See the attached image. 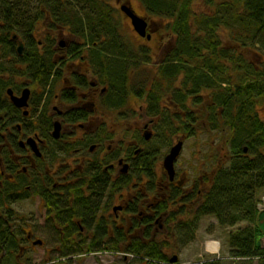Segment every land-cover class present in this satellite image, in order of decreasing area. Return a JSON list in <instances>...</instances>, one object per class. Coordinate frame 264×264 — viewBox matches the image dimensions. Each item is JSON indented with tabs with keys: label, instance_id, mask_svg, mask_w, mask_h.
I'll return each instance as SVG.
<instances>
[{
	"label": "flooded vegetation",
	"instance_id": "obj_1",
	"mask_svg": "<svg viewBox=\"0 0 264 264\" xmlns=\"http://www.w3.org/2000/svg\"><path fill=\"white\" fill-rule=\"evenodd\" d=\"M115 2L0 0V264L71 263L75 257L88 253L65 254L60 247L71 242L88 245L92 231L101 223L109 230H132L130 237L142 236L143 230L150 229L152 238L158 240L157 236L164 232L165 240L169 242L168 237L174 236L178 225L175 212L180 211L184 215L192 208L195 213L201 202V187L205 191L206 183L204 186L198 185L200 190L194 198L187 199L184 194L178 197L181 209L169 210V202L174 201L171 198L172 188L182 187L191 191L197 185L195 179L181 176L176 162L173 180L163 161L160 174L158 167L155 169L159 157L152 163V174L148 175L143 172L142 163L137 158L145 149H152L143 146L149 140L145 137V131L157 134V120L162 117L171 115L184 118L182 104L175 103L171 99L172 94H166L159 104H153L145 95V89L139 97L138 89L133 88L138 80L131 77L126 81L125 89L113 88L108 82L105 83V63L115 57V53H107L100 47L106 35L95 32L94 41L89 43L72 32L67 24L79 17L86 20L105 8L115 19L124 14L132 24L130 17L122 10V5H127L136 11L131 0ZM147 20V33L151 37L140 36L153 40L158 29L151 19L147 17ZM9 21L35 23L33 37L38 53L51 61L50 80L46 86L41 82L34 84L24 72L27 41L22 34L16 31L9 34L8 40L13 42L11 46L1 42L7 33L3 28ZM134 32L137 33L135 29ZM36 34L41 38L38 39ZM21 42L24 47L19 52L17 47ZM171 45L172 42L167 49ZM9 73L12 74L11 79ZM17 75L19 79L25 77L26 80L14 79ZM183 78L184 74L181 73L178 81L181 90ZM26 88L30 89L28 104L19 107L11 99L9 89L14 95L21 96ZM140 99L145 104L137 109L134 104ZM137 112L150 118L143 129H134L140 130L138 135H132V140L128 142L107 143L111 134L109 130L118 128L107 127L102 119L116 122L131 118ZM57 121L60 122L58 138L53 135ZM79 131L81 135L77 138ZM180 131H184L183 127ZM124 164H128L126 171H123ZM143 179L149 180L148 187L138 196L135 195L134 201L128 195L129 191ZM98 180L103 185H98L101 191L95 193L94 188L98 183L95 182ZM150 184H153L152 187ZM79 188L85 200L90 202L92 197V201H95L93 209L69 206L77 201L75 191ZM123 189L127 191L122 192ZM141 202L146 206L138 210L137 204ZM189 204L194 206L187 208ZM181 217L185 220V216ZM166 253L168 260L162 261L126 252L124 258L129 264H153V261L157 264H178V255V261L171 262L170 259L176 254L170 256L168 251Z\"/></svg>",
	"mask_w": 264,
	"mask_h": 264
},
{
	"label": "trees",
	"instance_id": "obj_2",
	"mask_svg": "<svg viewBox=\"0 0 264 264\" xmlns=\"http://www.w3.org/2000/svg\"><path fill=\"white\" fill-rule=\"evenodd\" d=\"M140 1L148 14L170 19L164 29L175 37L171 48L166 50L164 59L154 71L140 66L139 60H149L146 47L136 48L125 39L120 20L115 19L108 8L86 20L79 17L67 24L72 32L89 43L94 41L95 32H104L106 35L100 47L107 53H115V57L109 56L111 58L105 63V83L108 82L113 88L125 89L130 73L140 72L141 77H138V83L133 87L138 89L139 97L145 89V95L153 104H159L166 98V94H172L171 99L182 104L186 114L184 118L168 115L157 120V135L161 144L170 146L173 134L181 127L186 136H195V126L202 121L210 124V133L214 131L220 134L223 142L212 143V147L216 148L215 152L206 154L211 175L194 178L197 185L191 191L183 190L182 187L172 188L171 198L183 194L187 199L194 198L200 190L198 185L206 183L205 191L201 187L203 195L194 218L215 217L221 227L231 228L228 239L232 257L256 258L259 264H264V207L258 208L264 194V68L253 65L233 50L232 45H224L219 35V29L224 25L231 28L234 43H240L244 47H264V0H237L233 4L225 2L221 5L224 13L219 8L211 15H197L193 9L196 0ZM214 1L206 0L207 3ZM195 25L197 29L194 30ZM34 28L35 23L31 21H9L3 28L7 33L1 42L11 46L13 42L8 40L9 34L15 31L22 34L27 41V65L24 72L34 84L41 82L46 86L50 80L51 61L39 55L37 42L33 37ZM223 59L230 61L233 68ZM181 73L184 74L183 90L179 89L178 84ZM203 91L211 92L205 119L198 117L195 112L197 107L207 103L202 95ZM124 94L125 92L122 95L123 102ZM139 138L142 136L139 135ZM226 147L228 150L223 155L225 161H222L219 156ZM157 157L158 149H145L139 153L137 158L142 163L143 172L152 174L151 166ZM96 183L97 188L94 190L98 193L101 191L98 185H103V182L98 180ZM75 193L77 201L69 206L89 209L96 206L92 197L90 202L85 200L81 188ZM244 222L246 225H239ZM191 228V220L178 221L172 236L176 242L173 245L166 240L163 242L153 239L150 229L143 230L142 236L130 237L132 230H109L101 223L100 227L92 231L88 245L71 242L62 248L65 254L113 250L162 261L168 260L165 245L180 248L192 240L194 236H190L193 231ZM221 260L222 258H212L202 264H222ZM153 264L157 262L153 261Z\"/></svg>",
	"mask_w": 264,
	"mask_h": 264
},
{
	"label": "rangeland",
	"instance_id": "obj_3",
	"mask_svg": "<svg viewBox=\"0 0 264 264\" xmlns=\"http://www.w3.org/2000/svg\"><path fill=\"white\" fill-rule=\"evenodd\" d=\"M109 3L116 4L115 0H106ZM236 3L237 0H215L213 3H207L206 0H196L193 3V9L197 15L201 14H207L211 15L218 11L219 8L223 7L221 6L223 3ZM131 3L133 7L136 9V11L142 15L145 16L148 19H151L153 21L154 27H157L158 31L155 33L153 40H147L146 38H142L139 34L134 32V28L132 27V24L128 22V20L125 18L124 14H121L120 18L118 19L121 22V32L124 35L125 39L134 47L139 48L140 46H145L148 54H149V60L146 62L145 60H139L141 63V67H145L146 69H153V71L159 66V63L164 59L165 52L169 46V44L174 42L175 37L170 36V34L164 29V25L170 21V19L167 18H160L158 16L150 15L146 12L144 5L141 3L140 0H131ZM241 9V7L239 8ZM228 14H225L227 16ZM197 29V26H194V30ZM219 35L222 38V41L224 45H232L233 50H236L238 53L243 55L247 60H249L253 65L264 68V47L262 45H247L242 46L240 43H234L233 37H232V30L231 28H227L226 26L222 25L219 29ZM36 37L38 39L41 38V35L36 34ZM142 58H145L144 56H141ZM141 58V59H142ZM148 58V57H147ZM223 61L228 62V64L231 66L230 68H233L230 61H226L223 59ZM230 62V63H229ZM227 64V63H226ZM140 67V68H141ZM10 72V71H9ZM131 78L134 80H138V77L140 76V72H132ZM19 75L15 76L14 79L20 81V80H26V78L21 77L19 79ZM12 74L9 73V78L11 79ZM141 77V76H140ZM232 80V78H231ZM211 92L210 91H203L202 95L207 103L197 107L195 109V112L197 113V116L201 118H206L205 115H207V106L209 105V101H211ZM141 104H145V101L143 99H140L137 101V103L134 104V107L138 109V106ZM262 114H264L262 112ZM186 115V114H185ZM106 121V125L109 128H114L117 126L118 130H109L111 132L110 137L108 138V142H113L114 144H118L120 142H128L129 140H132V135H138L140 130H134V129H143L144 124H146L150 118L147 117L144 113H136L133 117L127 118V119H121L119 121H114L113 119H102ZM100 120V121H102ZM207 121V120H206ZM203 122V125H202ZM201 123L197 124L195 127L197 128V134L195 136H186L183 132H175L173 134V140L172 144L178 139L181 138L184 140L183 149L181 151V154L179 155L177 161H176V169L179 171L181 176L184 177V175H187L190 180L196 178V177H202L203 176H209L211 175L208 161L206 159V154H209L210 152H215L216 148L212 147V143L216 141L217 144L223 142L220 140V134H217L216 132H209L210 130V124L208 122L202 121ZM152 129V128H151ZM157 132V131H156ZM141 133L143 134V130H141ZM81 135V132H78L79 138ZM145 146L146 148H154L158 149L159 152V163L155 166L158 167V172L162 174L160 171V167H162V161L164 155L169 150L170 146H167L165 144H161V141L155 132L153 133L151 139L147 140ZM64 142V140H62ZM142 145V144H141ZM228 150V147H226L223 152L220 153V160L225 161L223 158L224 153ZM156 178V175H155ZM156 180V179H155ZM165 180V179H164ZM148 179L139 180L137 184L135 185L132 190H130L128 195H131V197L137 195L138 193L142 192V190L146 189L148 187ZM189 186L188 184L186 185ZM126 189H123L122 192H126ZM149 202V201H147ZM181 200L177 197L174 198V201L169 202V210H179L181 209L182 205H180ZM136 204V203H135ZM146 204L138 203L137 208L138 210H141ZM190 206H194L192 204L187 205V208ZM192 209V208H191ZM190 209V210H191ZM189 209L187 212L183 215L180 211L175 212V220L178 221L182 220L183 218L181 216H185L184 219L187 221L191 220L192 222V233L190 236H194L191 241H189L187 244L182 245L179 247H170L169 245H165V251H168L170 256H173L174 254L179 256V262L178 264H202L208 259L212 258H222V264H259L258 259H240L235 258L230 255V245H229V239H228V231L231 228H225L221 227L217 223V219L213 216H204L196 220L194 218V213L192 210ZM123 213V212H122ZM121 213V216L123 215ZM166 217V216H165ZM177 221V222H178ZM262 222L264 225V218H262ZM239 225L243 226L246 225V222L240 223ZM124 228L125 225L122 224ZM126 230V229H124ZM176 229L174 230V232ZM263 231V230H262ZM87 233H91V231H87ZM139 233V232H137ZM170 234V232H169ZM166 234L164 232H161L158 236V240H165ZM169 242L171 244L176 243L172 237H168ZM173 239V240H172ZM215 240L218 241L219 246V252H210L208 249V241ZM262 244L264 245V239L262 240ZM174 245V244H173ZM60 247V246H59ZM63 249L62 247H60ZM59 249V250H61ZM39 251H42L39 250ZM63 251V250H62ZM39 254V252H38ZM58 255H61L60 252H58ZM67 264V262H65ZM64 263V264H65ZM68 264H129L125 258H124V251H113V250H105L102 252L97 253H88L84 256H78L75 257L73 262Z\"/></svg>",
	"mask_w": 264,
	"mask_h": 264
},
{
	"label": "water",
	"instance_id": "obj_4",
	"mask_svg": "<svg viewBox=\"0 0 264 264\" xmlns=\"http://www.w3.org/2000/svg\"><path fill=\"white\" fill-rule=\"evenodd\" d=\"M122 10L127 14V16L130 17L131 23L134 27V29L139 33L141 36H147L148 39H150L151 34L147 33V27H148V20L145 16L139 15L132 7L127 6V5H122ZM23 43H19L17 49L19 52H22L23 50ZM9 94L11 96V99L13 102L19 106H27L28 104V99L30 96V89L26 88L23 91V94L21 96H16L14 95L12 89H9ZM55 129L53 131L54 137L58 138L60 137V122L57 121L55 123ZM152 133L148 130L145 131V137L146 139H150ZM184 145V140L180 139L178 140L172 147L170 148L169 152L164 156L163 158V166L167 170L169 177L171 180L174 179L176 170H175V162L178 159L179 155L181 154V151L183 149ZM244 151H247V148L245 147ZM122 162V161H121ZM128 168V164H124L123 166V171H126ZM171 262H176L178 261V256L175 255L170 259Z\"/></svg>",
	"mask_w": 264,
	"mask_h": 264
},
{
	"label": "bare ground",
	"instance_id": "obj_5",
	"mask_svg": "<svg viewBox=\"0 0 264 264\" xmlns=\"http://www.w3.org/2000/svg\"><path fill=\"white\" fill-rule=\"evenodd\" d=\"M219 246V242L215 240L209 241L207 245L208 249L214 252H219Z\"/></svg>",
	"mask_w": 264,
	"mask_h": 264
},
{
	"label": "built area",
	"instance_id": "obj_6",
	"mask_svg": "<svg viewBox=\"0 0 264 264\" xmlns=\"http://www.w3.org/2000/svg\"><path fill=\"white\" fill-rule=\"evenodd\" d=\"M260 206H261V208L264 207V196H263V201H262V203L260 204Z\"/></svg>",
	"mask_w": 264,
	"mask_h": 264
}]
</instances>
